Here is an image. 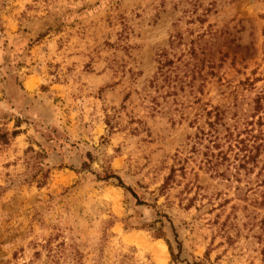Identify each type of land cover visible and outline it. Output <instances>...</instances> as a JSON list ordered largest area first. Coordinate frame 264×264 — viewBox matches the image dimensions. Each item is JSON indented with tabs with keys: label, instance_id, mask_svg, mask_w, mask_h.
<instances>
[{
	"label": "rangeland",
	"instance_id": "rangeland-1",
	"mask_svg": "<svg viewBox=\"0 0 264 264\" xmlns=\"http://www.w3.org/2000/svg\"><path fill=\"white\" fill-rule=\"evenodd\" d=\"M0 264H264V0H0Z\"/></svg>",
	"mask_w": 264,
	"mask_h": 264
},
{
	"label": "bare ground",
	"instance_id": "bare-ground-1",
	"mask_svg": "<svg viewBox=\"0 0 264 264\" xmlns=\"http://www.w3.org/2000/svg\"><path fill=\"white\" fill-rule=\"evenodd\" d=\"M167 246L164 244V243H161L160 244V249H159V252H160V254H165V253H167V248H166ZM167 256H168V254H167Z\"/></svg>",
	"mask_w": 264,
	"mask_h": 264
}]
</instances>
